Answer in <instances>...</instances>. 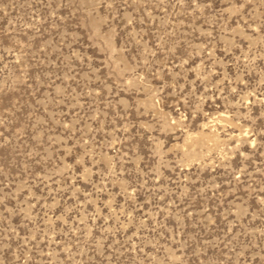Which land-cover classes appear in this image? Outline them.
I'll return each instance as SVG.
<instances>
[{
  "label": "rangeland",
  "instance_id": "1",
  "mask_svg": "<svg viewBox=\"0 0 264 264\" xmlns=\"http://www.w3.org/2000/svg\"><path fill=\"white\" fill-rule=\"evenodd\" d=\"M0 264H264V0H0Z\"/></svg>",
  "mask_w": 264,
  "mask_h": 264
}]
</instances>
